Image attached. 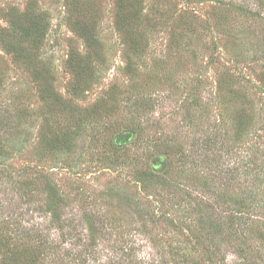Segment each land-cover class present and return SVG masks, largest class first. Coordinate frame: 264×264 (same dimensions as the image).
I'll return each instance as SVG.
<instances>
[{"label":"rangeland","instance_id":"obj_1","mask_svg":"<svg viewBox=\"0 0 264 264\" xmlns=\"http://www.w3.org/2000/svg\"><path fill=\"white\" fill-rule=\"evenodd\" d=\"M0 115V264H264V0H0Z\"/></svg>","mask_w":264,"mask_h":264},{"label":"trees","instance_id":"obj_2","mask_svg":"<svg viewBox=\"0 0 264 264\" xmlns=\"http://www.w3.org/2000/svg\"><path fill=\"white\" fill-rule=\"evenodd\" d=\"M237 10L240 11L241 14H243V12L245 11L243 9H237ZM92 40H95V39L92 37ZM4 118H5V120L7 119L6 116L0 115V127L1 128H6V127L9 128L10 125L4 123L5 122ZM69 143L70 142L67 141V142H64L63 145H66L65 147H69V146H67ZM22 146H24V143H21L20 139L15 140L13 138L12 139L10 138L9 140H7L6 145H4V144L2 145L1 141H0V166H1L0 172L3 175V176H0V178H6V179L9 178L8 180L14 181L15 176L12 174L9 175L10 172H9L8 168H3L6 166H5V164H3L1 162L5 159L9 158V156L12 154L11 153L12 150H14V152L19 150V152H20V150L22 149ZM57 148H58V146H54L52 148V150L54 149L53 151H55ZM10 149H12V150H10ZM41 177H43V181H45V187L43 189H41L42 190L41 193L47 195V198L49 201V206H50V212L51 213L55 212V210H56L55 208H57V207L64 208V207L70 206V203L64 198L65 196H63V193H61V189L56 184H54L52 182V179L49 178L48 176L44 175V173L41 174ZM18 178H20V176H18ZM1 180H5V179H1ZM25 185L29 186V184H25ZM35 200L29 201L30 204H36L37 201H35ZM38 202H40V201H38ZM237 205L241 208L243 207V205L241 203H239ZM241 208L235 209V211L232 210L233 212L230 211L231 214H230V216H228V220L226 223H219L218 221H215V225L212 227V231H213L215 236H218V237L222 238L223 240L215 242L214 240L211 239L212 243H209L210 244L209 246L211 248H213V251H214V248L218 249V250L220 249V247L222 246V243L225 239V237H224L225 234L229 235L228 237H230L231 236L230 234L235 235V233H237L238 231L240 232L241 229H239L238 227L243 225V222L245 219L244 217L246 216L245 214H242L244 212L241 211ZM55 216H57V215H55ZM160 217L162 218V215ZM58 219H60V216H58ZM203 223H204V220L202 221V219H201L200 223L196 224L195 227L189 228V231L191 232V236H189L187 239H188V242H194L196 244V247L199 249L200 254L204 257V254L205 255L207 254L210 256L211 249H210V247H207L204 244H202V241L199 240L198 236H197L198 234L201 233L200 227L203 225ZM20 232H22L21 229H18L17 232H15V234L18 235ZM197 232H199V233H197ZM23 234L24 235H21V236L15 235V236H17L15 239L18 241L25 240L27 238L26 232ZM11 239H12V236H10V235L6 238L7 242L10 241ZM240 245H241V243H240ZM180 252H182V250L176 251L175 253L173 252V257L180 258V256L183 257L184 255H186L185 252L183 253V255H180ZM246 254H247V256H246V259H244V260H245V262H249L250 261V258H249L250 255L248 253H246ZM188 257H190V254L187 256V258ZM16 258H17L16 260L18 261L20 259V255L18 254ZM30 258H31V262L29 260L27 262H30L31 264H40L38 262L37 257H30ZM188 262H189L188 260L185 261L186 264ZM204 263L206 264L205 261H204Z\"/></svg>","mask_w":264,"mask_h":264}]
</instances>
